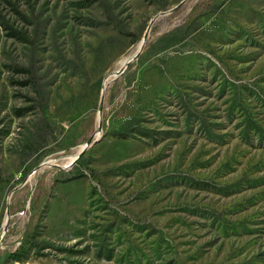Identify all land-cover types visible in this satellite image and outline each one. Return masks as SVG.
Here are the masks:
<instances>
[{
    "label": "rangeland",
    "instance_id": "rangeland-1",
    "mask_svg": "<svg viewBox=\"0 0 264 264\" xmlns=\"http://www.w3.org/2000/svg\"><path fill=\"white\" fill-rule=\"evenodd\" d=\"M0 264H264V0H0Z\"/></svg>",
    "mask_w": 264,
    "mask_h": 264
},
{
    "label": "bare ground",
    "instance_id": "bare-ground-1",
    "mask_svg": "<svg viewBox=\"0 0 264 264\" xmlns=\"http://www.w3.org/2000/svg\"><path fill=\"white\" fill-rule=\"evenodd\" d=\"M143 40H144V39H143ZM143 42H144V41H143ZM142 48H143V44L141 45V47H140V49H139V52L136 54V56H137L138 54H140ZM135 58H137V57H135ZM135 58L133 57V58H130V59L126 60V61L123 63L121 69H124V68H126L127 66H129V65L131 64V62H132ZM89 143H90V142H89ZM89 143H87V144L84 145V147H83V149H82V151H81L80 153H78L77 155H75L74 157H72V161L79 160V159L82 157L83 152L87 149V146L89 145Z\"/></svg>",
    "mask_w": 264,
    "mask_h": 264
}]
</instances>
